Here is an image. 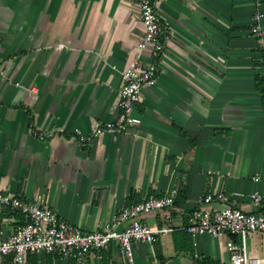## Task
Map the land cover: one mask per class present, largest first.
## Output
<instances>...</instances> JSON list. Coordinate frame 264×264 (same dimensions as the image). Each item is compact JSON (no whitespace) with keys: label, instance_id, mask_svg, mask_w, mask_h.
I'll use <instances>...</instances> for the list:
<instances>
[{"label":"crops","instance_id":"0c3cea01","mask_svg":"<svg viewBox=\"0 0 264 264\" xmlns=\"http://www.w3.org/2000/svg\"><path fill=\"white\" fill-rule=\"evenodd\" d=\"M140 1L0 0L1 192L99 232L126 205L177 187L172 210L141 217L173 232L134 241L132 262L113 241L83 264H233L227 244L240 236L194 239L183 228L194 210L217 206L203 202L210 194L264 211V96L255 86L264 50L254 34L258 26L264 39V0H163L167 45L157 84L134 111L141 124L134 135L94 137L96 122L121 119L122 75L144 35ZM0 218V239L27 223L11 209ZM245 245L264 264V235L250 233ZM0 264H14L13 253ZM26 264L76 263L42 253Z\"/></svg>","mask_w":264,"mask_h":264},{"label":"built area","instance_id":"2783aa9c","mask_svg":"<svg viewBox=\"0 0 264 264\" xmlns=\"http://www.w3.org/2000/svg\"><path fill=\"white\" fill-rule=\"evenodd\" d=\"M163 0H141L140 19L144 35L138 42L134 60L122 75L119 107L122 116L119 121H98L92 128V136L108 133L113 136L134 135L132 130L141 124L135 115V108L141 102L142 90L157 84L162 64L167 36L161 23L159 4ZM263 0H255L262 3ZM262 14H257L258 22ZM258 44L264 50L263 32L257 26L254 30ZM0 75H4V66L0 61ZM33 99H37V90L32 89ZM32 134L44 140L46 135L36 130ZM178 188L172 187L163 195H149L145 200L123 207L102 231L83 232L78 227L63 220L43 201H26L19 197L4 194L0 189V212L4 209L19 211L27 223L12 235L0 239V258L13 253L14 264H26L29 254L58 253L62 259L74 260L83 264L92 253L100 254L113 241H119L122 252L133 261V242L156 243L165 234L174 231L172 224H162L150 228L141 222L143 215L157 212H169L175 207ZM231 197L220 192L216 196L204 197L205 204L215 203L214 208L201 207L194 210L189 223L183 228L192 238L208 234L219 237L224 233L238 235L240 243L228 242L233 264H262V259L251 257L246 252L245 240L250 233L264 235V211L249 214L232 205ZM121 228V229H119ZM1 234V218H0Z\"/></svg>","mask_w":264,"mask_h":264},{"label":"trees","instance_id":"16d2710c","mask_svg":"<svg viewBox=\"0 0 264 264\" xmlns=\"http://www.w3.org/2000/svg\"><path fill=\"white\" fill-rule=\"evenodd\" d=\"M255 86H256V89L264 96V74L263 75H259V74L256 75ZM178 196H179V191H178ZM178 196H177V199H178ZM176 203H177V200L175 202V205H176ZM126 206H128V205H126ZM187 235H189V234L187 233L185 236H187ZM48 255L56 257L57 260L62 258L58 253H48ZM203 263H211V262L209 260H203L201 264H203Z\"/></svg>","mask_w":264,"mask_h":264}]
</instances>
